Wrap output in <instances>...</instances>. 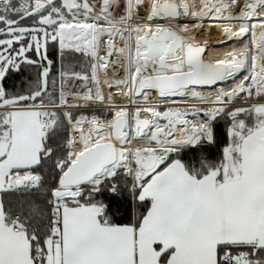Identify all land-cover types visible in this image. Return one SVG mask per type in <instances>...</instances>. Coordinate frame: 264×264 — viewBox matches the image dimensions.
<instances>
[{"label":"snow or ice","instance_id":"obj_1","mask_svg":"<svg viewBox=\"0 0 264 264\" xmlns=\"http://www.w3.org/2000/svg\"><path fill=\"white\" fill-rule=\"evenodd\" d=\"M0 264H264V0H0Z\"/></svg>","mask_w":264,"mask_h":264}]
</instances>
